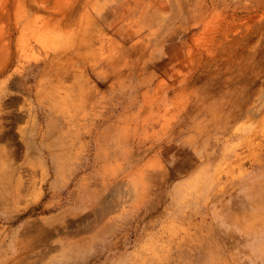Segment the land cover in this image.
<instances>
[{
    "label": "rangeland",
    "instance_id": "obj_1",
    "mask_svg": "<svg viewBox=\"0 0 264 264\" xmlns=\"http://www.w3.org/2000/svg\"><path fill=\"white\" fill-rule=\"evenodd\" d=\"M0 264H264V0H0Z\"/></svg>",
    "mask_w": 264,
    "mask_h": 264
}]
</instances>
